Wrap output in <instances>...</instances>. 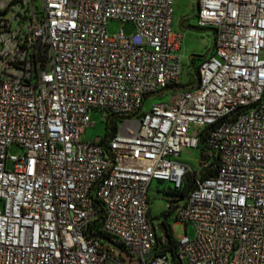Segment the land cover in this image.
<instances>
[{
	"label": "built area",
	"instance_id": "built-area-1",
	"mask_svg": "<svg viewBox=\"0 0 264 264\" xmlns=\"http://www.w3.org/2000/svg\"><path fill=\"white\" fill-rule=\"evenodd\" d=\"M35 1L0 0V264H125L118 247L136 264H264V0H195L214 44L189 87L174 0ZM93 111L112 136L82 139ZM209 126L216 176L167 206L173 233L194 229L174 233V263L155 255L150 186L181 185L175 157Z\"/></svg>",
	"mask_w": 264,
	"mask_h": 264
},
{
	"label": "rangeland",
	"instance_id": "rangeland-1",
	"mask_svg": "<svg viewBox=\"0 0 264 264\" xmlns=\"http://www.w3.org/2000/svg\"><path fill=\"white\" fill-rule=\"evenodd\" d=\"M36 10L41 13V0L35 1ZM198 5L195 0H174V25L175 33L182 34L183 42L181 48V61L182 72L179 79V84L182 87H188L195 81L196 67L191 63V57H204L212 49L214 44V35L209 28H199L197 25ZM183 20V21H182ZM123 31L126 35H132L135 32L134 26L131 23H120L118 21H111L107 26V32L110 36L116 35L118 32ZM171 94L165 93L162 97L153 96L148 98L144 104L143 110H150L152 104L160 102H169ZM91 123L86 129L82 139L86 141H95L104 138L108 132L107 114L101 111H93L90 114ZM24 154V149L19 145H11L8 149L9 156H19ZM175 160L183 165L188 166L191 171L200 173L201 166V152L198 148H185L182 150L180 156L175 157ZM11 167V164L8 165ZM210 167V165L208 164ZM198 178L200 176H197ZM174 188L173 183L153 181L150 190V206L152 222L161 234V214L167 209L168 202L172 199L171 189ZM173 223V219L170 221ZM174 233L177 237H181L187 231L190 237L194 236V229L189 226L184 230L182 225L174 226Z\"/></svg>",
	"mask_w": 264,
	"mask_h": 264
},
{
	"label": "trees",
	"instance_id": "trees-1",
	"mask_svg": "<svg viewBox=\"0 0 264 264\" xmlns=\"http://www.w3.org/2000/svg\"><path fill=\"white\" fill-rule=\"evenodd\" d=\"M205 57V56H204ZM204 57H191V63L195 64V61H199ZM196 75H195V81L191 83L189 86H194L198 81V66L196 67ZM181 86V85H180ZM212 128V126H209L205 129H203L199 135L200 141L198 145V149L201 152V166L202 170L200 173L197 171H191L188 172L184 178L181 181V185L176 188L174 187L171 189L170 193L173 195L172 199L168 202H179V201H185L188 197V195L196 188L197 186V180L199 179H206L209 177H214L217 174V156L210 153L205 145V136L208 132V130ZM116 122H113V125L108 127V132L106 134V138L109 136H112L114 132L116 131ZM106 139L104 140V142ZM210 165V167L208 166ZM197 176H200L199 178ZM158 182H164V181H158ZM99 208V212L102 214L104 211L101 204L96 202ZM148 216L150 220L152 221V215H151V208L149 207L148 210ZM162 222H161V231L165 235V240L162 239V237H158L157 246L155 248V255H169L171 260L174 263L179 262V249H178V242L174 238V233L172 230V224L170 223L172 219V210L166 209L161 214Z\"/></svg>",
	"mask_w": 264,
	"mask_h": 264
},
{
	"label": "water",
	"instance_id": "water-1",
	"mask_svg": "<svg viewBox=\"0 0 264 264\" xmlns=\"http://www.w3.org/2000/svg\"><path fill=\"white\" fill-rule=\"evenodd\" d=\"M118 250L121 252V257L125 264H136V262L130 260L129 255L124 252L120 247H118Z\"/></svg>",
	"mask_w": 264,
	"mask_h": 264
},
{
	"label": "crops",
	"instance_id": "crops-1",
	"mask_svg": "<svg viewBox=\"0 0 264 264\" xmlns=\"http://www.w3.org/2000/svg\"><path fill=\"white\" fill-rule=\"evenodd\" d=\"M196 2V1H195ZM197 4V3H196ZM196 19H197V17H196ZM183 21V20H182ZM173 25H174V18H173ZM182 35V34H181ZM182 38H183V36H182ZM209 53V52H208ZM150 196V195H149ZM150 208H151V206H150Z\"/></svg>",
	"mask_w": 264,
	"mask_h": 264
}]
</instances>
